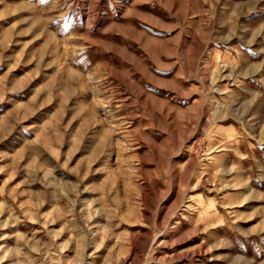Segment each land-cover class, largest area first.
<instances>
[{
    "label": "rangeland",
    "instance_id": "1",
    "mask_svg": "<svg viewBox=\"0 0 264 264\" xmlns=\"http://www.w3.org/2000/svg\"><path fill=\"white\" fill-rule=\"evenodd\" d=\"M0 264H264V0H0Z\"/></svg>",
    "mask_w": 264,
    "mask_h": 264
}]
</instances>
